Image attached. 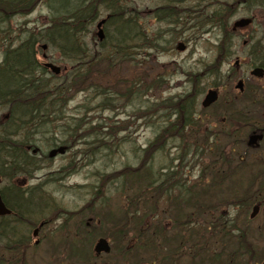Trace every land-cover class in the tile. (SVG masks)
I'll list each match as a JSON object with an SVG mask.
<instances>
[{
  "label": "rangeland",
  "instance_id": "374dc122",
  "mask_svg": "<svg viewBox=\"0 0 264 264\" xmlns=\"http://www.w3.org/2000/svg\"><path fill=\"white\" fill-rule=\"evenodd\" d=\"M129 2L128 6L137 11L135 21L139 28L149 37L157 36L158 40L154 42L155 47L142 49L138 46L135 52H131L130 60L124 59L117 64L101 63L98 68H91L90 77L93 80V87L100 92L107 91L112 101V109H102L101 97H92L85 91L74 93L64 109L66 118L72 119L78 114L85 113L86 120L92 122V125L94 122L108 124L109 129L105 132L109 135V139L104 142L105 150L94 153L84 144V141H79L69 147L66 154L48 159L46 157L48 152L59 146L57 145L59 142H53L52 139L60 138L61 121L49 126L47 132L44 129L43 134H39L38 131L33 136L34 147L37 150L35 172L30 178L24 175L14 178L3 177L0 173V190L6 193V189L11 187L24 190L42 184L41 190L36 191L39 194L34 195L36 201L34 203L41 206L38 204L30 206V211L24 210L22 217L18 215L9 222L13 249L10 254H4V256L0 254V262L8 260L9 264H84L87 257L88 264H158L162 258L185 255L181 259V263H185V259L188 260V254H191L189 252L191 243L182 246L184 250L177 255L170 254L167 250H163V247L156 248L160 237L173 234L171 231L173 225L171 221L169 222L172 209L168 203L159 199L154 211L148 214L142 206L129 200L131 193L122 188L119 183L121 179L118 182V180L115 181V176L112 177L125 166L134 168L139 165L140 158L147 150L146 147L154 141L157 131L165 126L164 116L168 110L164 108L180 99L191 98L192 111L195 114L193 120L197 116L200 117V122L193 121L194 125L185 130V162L182 167L177 162L170 163L171 159L174 160L177 155V148L176 144L168 141L166 145L164 144L161 155L156 157L157 153L154 154V167L160 172H165L164 169L169 165H178L177 177L185 180L187 188L198 185L202 190L209 187L210 190L206 192L210 196H204V199L208 198V201L220 200L219 203H224L226 198L229 199L228 192L234 187L244 192L252 190V187L249 188L248 185L251 181L247 178L244 180L222 176L216 182L211 180L219 168L215 157L220 152H228L227 146L230 147L229 140L223 138L218 141V147L213 145L211 147L210 141L213 142V138L210 135L215 130L212 118L214 114L217 115L218 120L227 115L223 112L222 108L225 106L221 100L206 113H202L200 106L207 91L216 85L225 89L221 97H225L224 94L228 93L236 96L233 92L235 79L241 73H245V78L248 77L246 70L248 47L244 46L243 42L249 41V36L245 31L240 34L235 33L233 38L236 39L234 38L232 47L229 48V40L226 43L225 36L221 35L216 28L219 24L214 23V26L205 25L197 28L193 22L189 23V18L196 16L197 11L205 15L219 10L222 24L226 26L224 30L230 31L235 21L248 18L247 16L250 15L254 18L253 37L256 42L261 41L257 43V47L264 50V16L260 15L264 12V4L262 9L247 10L242 6L233 8L231 0H185L179 5L182 10L185 6V27L183 30L179 28L178 34L173 36V28L169 34L166 24L153 19L152 10L161 5L162 0H129ZM190 9L192 11L188 12ZM106 16L107 14L101 13L82 39L91 53L101 49V44L96 37V24ZM6 18L7 20L0 24V62L6 48L18 47L30 32L42 31L50 23L48 9L42 3L35 6L28 14L9 15ZM201 24L202 20L199 21V25ZM103 29L105 33L103 47L111 50L118 39L115 27L104 26ZM222 40L225 43L222 44ZM137 43L140 44V42ZM184 44L185 51H182L180 47ZM42 45L47 44L45 42L36 44L37 52H41ZM46 54L54 65L63 69V72L70 69L69 65L62 60L59 50L47 45ZM236 59L240 61L238 67L234 64ZM38 61L42 62L40 57ZM50 76L48 73L45 79L53 80ZM152 81L155 82L153 86ZM135 83L138 94L135 99L131 98L127 102ZM148 85L151 86L150 90L147 92L145 90L146 94L143 97V90ZM121 95L125 96L122 98L123 101L120 98ZM231 99L227 107L242 109L247 105L243 97L237 99L231 97ZM149 103L155 105L151 116L141 118L140 111L137 114L138 117H135L133 113L139 112L142 106ZM8 113L7 109L0 106V133L3 132V127L8 129L7 123L11 118ZM245 130L246 128H243L240 131L244 133ZM193 138L196 141L203 139L205 143L201 145L198 142L195 145ZM149 152L150 150L145 155ZM49 179L53 182L48 183ZM204 199L202 198V203ZM252 201L244 202V206L238 207L237 210H226L227 213L220 211L222 208L214 210L215 207L209 212L213 217L221 214L222 220L225 221L231 217L234 219L237 233L243 237L241 247H236L234 255L236 264L237 261L240 262V259L245 262L249 258L246 254H241L244 246H251L256 251L264 250V207H261L255 218L250 220ZM190 210V208L187 209L185 214L188 215L190 224H194L193 228L198 229V232L202 231L203 213L191 215ZM102 217L103 221L100 219ZM136 218L139 222L143 221V227L140 230L133 226ZM205 218L208 219L207 215ZM40 221L47 222L39 234L41 243L38 247H33L32 240L30 247L24 250L26 238L31 237L32 229ZM86 222L90 224L89 227L86 226ZM33 223L35 225H32ZM223 230L225 231L224 228ZM146 235L153 239V246L147 249L146 247L135 249L140 244H135V240L143 241ZM213 237L219 240L216 233L211 235V238ZM100 238L109 241L111 252L107 256L102 255L98 259H93L90 254L93 253L94 245ZM195 242L198 244L201 242V256L204 257L203 239L200 237L195 239ZM74 243H77L76 247L81 248L76 253H84L86 257L83 256L80 260L72 253L71 246ZM140 245L143 246V244ZM209 245H211V255L218 254L214 252V244L210 242ZM231 252L232 249L228 247L220 259L227 261L229 259L227 255ZM156 259L157 261H154ZM203 260V263L210 264L205 258ZM260 260L258 264H264V258ZM244 262L242 264H245ZM3 264H7V261Z\"/></svg>",
  "mask_w": 264,
  "mask_h": 264
},
{
  "label": "trees",
  "instance_id": "16d2710c",
  "mask_svg": "<svg viewBox=\"0 0 264 264\" xmlns=\"http://www.w3.org/2000/svg\"><path fill=\"white\" fill-rule=\"evenodd\" d=\"M182 2L183 0H162L161 5L152 10L153 19L166 24L169 34L173 28V36L178 34L179 28L183 30L185 27V17L181 16L182 9L179 8ZM41 3L48 9L49 25L37 33L30 32L22 43L24 49L9 51V48H6L3 63L0 65V106L7 109L11 117L7 123L8 129L3 127V132L0 133V173L3 174V177L14 178L18 175H24L30 178L32 176L37 168L35 167L37 161L31 153L24 150V147L29 145L34 148L33 136L38 131L39 134H43L44 129L47 132L49 126L58 121L62 122L60 138L58 140L52 139L53 142H59L57 145L71 147L79 141H84V144L91 148L94 153L105 150L104 142L109 139V135L105 132L109 129L108 124L94 122L92 125V122L86 120L85 113L78 114L72 119L66 118L64 109L72 99L73 94L79 91H85L95 98L101 97L100 106L102 109H112V101L107 91L105 93L100 92L93 87V80L90 77L91 68L96 69L101 63L114 62L117 64L124 59L130 60L131 52H135L138 46L142 49H153L155 47L154 42L158 40L157 36L149 37L139 28L135 21L137 11L128 6L129 0H0V24L7 20V16L28 14ZM191 11V9L188 10V12ZM101 13L107 14L105 26L115 27L118 39L111 50L104 48L102 42L100 43L101 49L91 53L82 39ZM195 13L196 16L189 18V23L193 22L197 28L205 25L214 26V23L220 24L223 30L226 28L217 11L205 15H202L200 11ZM200 20H202L201 25H199ZM224 36L227 43L229 30L224 31ZM40 42H45L48 46L59 50L62 60L70 68L61 73L59 77L53 76L51 81L44 78L43 71L33 58V46ZM137 42L140 44L138 45ZM25 53L28 55L25 56ZM154 83L152 81V86ZM150 87L148 85L144 88L143 97L150 90ZM145 90L146 92H144ZM130 93L131 96L127 98V102L131 98L135 99L138 94L136 83ZM124 97L121 95V100ZM192 102L191 98L180 99L166 106L164 109H167L168 112L164 116L163 124L165 126L157 131L154 141L146 147L145 153L148 150L150 152L146 155L144 153V156L140 158L139 165L134 168L125 166L123 170L112 175V177L115 176V181L118 180V182L121 179L119 183L122 188L131 193L129 200L142 206L144 211H148V214L154 211L159 199L167 202L172 209L173 213L171 212L172 216L169 217V222H172L171 231L173 234L160 237L156 248L161 249L163 247V250H167L172 255H177L184 250L182 246L191 243L192 247L189 249L191 254H188V260L185 259L183 264H206L203 263V258L210 264L215 262L216 264H236L235 260L227 259L224 261L211 254L206 256L204 250V257H202L201 242L199 244L195 242V239L200 238L201 234L199 235L198 229L193 228L194 224H190L188 215H185L189 208L191 209L190 214L194 215L211 210L216 202L218 203V201H208V198L204 199L205 195L210 196L206 192L209 187L202 190L198 185L187 188L185 180L177 177L178 167L180 165L182 167L185 162V128L193 126ZM154 107L153 103H149L142 106V110L133 114L138 117L137 114L141 111V118H149L154 112ZM168 141L176 144L177 148V155L174 160L171 159L170 163L177 162L179 166L169 165L164 169L165 172H160L154 167V154L157 153L156 157L161 155ZM198 142L205 143L203 139L194 140L195 145ZM217 179V176L211 177L213 182H216ZM50 182L53 181L49 179L48 183ZM41 187L42 184H37L28 187L25 192L18 191L9 194L6 196L8 200H5V203L18 213L19 217H22L24 210L30 211V206L33 207L38 204L34 203V195H36V191L41 190ZM196 187H198L197 190ZM251 187L249 186V188ZM248 191L243 193V199L246 197L254 198V195ZM202 198L204 199L203 203ZM243 199L241 196H237L239 203H242ZM100 219L101 221L104 220L103 217ZM133 226L140 230L143 227V221L139 222L136 218L133 221ZM237 237L239 247L243 242V237L241 235ZM109 238L111 239V237ZM152 241L153 239L147 235L143 241L137 239L135 244L140 243L143 246L141 247L139 244L137 247L140 248L136 247L135 249L145 247L147 249V247L153 246ZM76 244L71 246L72 253L79 259H83L84 253H76L79 249L81 250V248L76 247ZM247 251L249 259L245 262L240 259L237 264L243 262L245 264H258L261 262L260 259L264 258V250L256 251L252 248V254H250L249 248ZM184 256L165 257L158 264H182L181 259Z\"/></svg>",
  "mask_w": 264,
  "mask_h": 264
},
{
  "label": "flooded vegetation",
  "instance_id": "af4514ba",
  "mask_svg": "<svg viewBox=\"0 0 264 264\" xmlns=\"http://www.w3.org/2000/svg\"><path fill=\"white\" fill-rule=\"evenodd\" d=\"M232 7L236 8L237 6H242L247 10L252 9H262L264 4V0H231ZM185 2V0H184ZM184 14L185 17V6H184ZM261 16H264V12L260 14ZM248 18H241V19H248L250 23L245 28H233L231 27L229 32V42L228 45L229 48L232 47V41L234 40L233 35L235 33H239L242 31L247 32V36H249L248 40L246 42H243V45H247L248 47V53H247V72L248 77H244L245 73H241L239 77H237L236 84L234 86V93L236 96H232L231 93L224 94L225 97H221L224 88L222 86H213L212 89L217 94V100L213 105H216L220 100L225 106L222 108L226 113L227 117L218 120L217 115H213L212 121L214 122L213 129L214 131L211 132L210 137L213 138L210 144L218 147L217 143L220 141V139H228L229 140V148L228 152L223 153L220 152L219 155H217L215 158V161L219 163V168L217 169V172L214 173V176L217 178H221L222 176L231 177L234 179H249L251 182L248 183L249 186H252V190L248 191L249 193H252L254 195V198L246 197L243 199V192L242 190L235 189V187L230 190L228 193L229 199H225L224 203L218 201L213 208L215 207L218 210L220 208V211L223 210V212H226L228 210H237L238 207H243L244 202L252 201L251 206L252 208L254 206H258L259 208L264 207V50L257 47V43L254 39V18L252 16H247ZM240 20V19H239ZM236 22V21H235ZM234 24V23H233ZM221 35H224L223 28L219 24L216 27ZM236 39V38H235ZM222 44L224 43V40L221 41ZM35 47V45L33 46ZM19 48L24 49V45H19L16 47V50ZM182 51H185V44L181 45ZM15 48H9V51H14ZM25 56L28 54L25 53ZM38 57L41 58L42 62L38 61ZM4 58V54H3ZM33 58L35 62L37 63L38 67L42 69L45 73H49V69L46 68L44 65L45 63H52L50 58H48L46 51L41 50L37 52L34 50L33 52ZM3 63V59L0 62V65ZM234 64L238 67L240 65L239 59H236ZM255 72V74H253ZM239 85L240 88L237 86ZM208 90V91H210ZM207 91V92H208ZM231 97L234 99L242 98L244 99L245 109H238L233 107H227L229 102H231ZM249 103V104H248ZM213 105L202 108L203 112H208ZM246 106H248L246 108ZM192 111V116H194ZM205 115V114H204ZM8 116V115H7ZM193 118V117H192ZM8 118H6L7 120ZM196 120L200 122V117H196L194 121ZM205 119H203L204 121ZM194 125V124H193ZM189 128V127H188ZM230 128V133H228V129ZM246 128V130L241 132L240 130ZM187 130V127H186ZM243 133V137H242ZM237 136V137H236ZM252 137H261V140L256 141V143L250 144V139ZM216 138H219L218 140ZM238 138V139H237ZM187 139V138H186ZM196 140L193 138V141ZM188 143V142H187ZM201 145L203 143H200ZM24 150H28V148L25 146ZM218 154V153H217ZM239 177V178H238ZM254 188V189H253ZM10 189V190H9ZM6 189V193L4 190H0V196L2 200H6L5 196L10 193L9 191H14L13 189L9 188ZM28 189H18V191L25 192ZM220 190V189H219ZM218 190V191H219ZM240 193H239V192ZM237 196H241L243 199L242 203H239L237 201ZM5 202V201H4ZM7 207V205H6ZM9 208L12 213L8 216H0V250H1V256H4V254H10L12 252V246H11V231L9 227V222H12L14 218L18 216V213L14 212L10 206ZM227 210V211H226ZM211 210L205 211L202 215V221L204 222L202 227V231H199L201 234V238L204 241V251L207 254H211L210 249L211 245H209L210 242L214 244V252L218 254H214V257H221L223 254L226 253V249L229 247L232 249V252L228 254V258L231 260H235V253H236V247H238L237 244V229L235 226L234 219L232 217L230 219L222 220L221 214H219L217 217H213L212 213L210 214ZM207 215L208 219L205 218V215ZM46 222L40 221L37 225L33 223L32 225H35L34 228L31 231V237L26 238L25 241V248L24 250L28 249L30 247V241L33 240V247H38L40 242L39 234L40 231L44 228ZM86 226L89 227L90 224H87ZM44 224V226H43ZM225 225V226H224ZM225 231L223 230V228ZM217 234L219 237V240L216 237L211 238L212 234ZM224 243V245H222ZM247 248L250 249V254H252V247L251 246H244V249L241 254L248 255ZM91 256L95 258L101 257V255L96 256L95 254L91 253ZM78 259V258H77ZM88 258H86V263L88 264ZM7 261V264H9L8 260H5L4 262H0V264H3ZM82 264V263H81ZM250 264V263H249Z\"/></svg>",
  "mask_w": 264,
  "mask_h": 264
},
{
  "label": "water",
  "instance_id": "95a60500",
  "mask_svg": "<svg viewBox=\"0 0 264 264\" xmlns=\"http://www.w3.org/2000/svg\"><path fill=\"white\" fill-rule=\"evenodd\" d=\"M104 23H105V21L102 20L96 26V28H97V38H98V40L100 42L104 39L103 30L101 28L104 25ZM249 23H250L249 20H240V21H238V22H236L234 24V27L235 28H244ZM46 67L50 68L51 72L53 74L59 75V73H60V68L59 67L51 65V64H47ZM253 74H255V72ZM237 87L240 88L239 85ZM216 99H217L216 92L209 91L207 93V95L205 96L203 102H202V107L203 108L209 107L211 104H213L216 101ZM259 140H261V137H252L250 139V144L256 143V141H259ZM65 151H66V148L63 147V146L59 147L57 149H53V150H51L48 153V157L49 158H54L56 155H64ZM257 213H258V207H254L253 211H252V213L250 215V218H254L257 215ZM8 214H10V211L4 206V204H3L2 200H1V197H0V216H4V215H8ZM109 251H110L109 245H108L107 241L104 240V239L98 240L97 243L94 246V252L96 254H100V253H105L106 254V253H109Z\"/></svg>",
  "mask_w": 264,
  "mask_h": 264
}]
</instances>
